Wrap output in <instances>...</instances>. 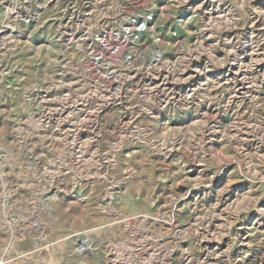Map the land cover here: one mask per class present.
Wrapping results in <instances>:
<instances>
[{"label":"rangeland","instance_id":"obj_1","mask_svg":"<svg viewBox=\"0 0 264 264\" xmlns=\"http://www.w3.org/2000/svg\"><path fill=\"white\" fill-rule=\"evenodd\" d=\"M0 264H264V0H0Z\"/></svg>","mask_w":264,"mask_h":264}]
</instances>
